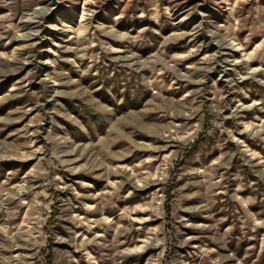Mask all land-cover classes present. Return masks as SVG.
Returning <instances> with one entry per match:
<instances>
[{"label":"rangeland","instance_id":"obj_1","mask_svg":"<svg viewBox=\"0 0 264 264\" xmlns=\"http://www.w3.org/2000/svg\"><path fill=\"white\" fill-rule=\"evenodd\" d=\"M0 264H264V0H0Z\"/></svg>","mask_w":264,"mask_h":264},{"label":"bare ground","instance_id":"obj_2","mask_svg":"<svg viewBox=\"0 0 264 264\" xmlns=\"http://www.w3.org/2000/svg\"><path fill=\"white\" fill-rule=\"evenodd\" d=\"M41 14V10L40 9H37L35 12H34V14L31 16V17H29V19H27L26 21L27 22H32V21H34L39 15Z\"/></svg>","mask_w":264,"mask_h":264}]
</instances>
